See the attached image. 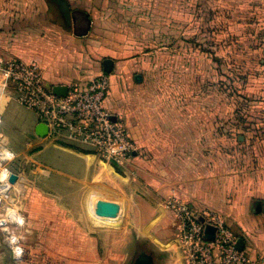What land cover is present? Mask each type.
<instances>
[{
    "label": "crops",
    "instance_id": "crops-1",
    "mask_svg": "<svg viewBox=\"0 0 264 264\" xmlns=\"http://www.w3.org/2000/svg\"><path fill=\"white\" fill-rule=\"evenodd\" d=\"M68 1H80L76 10L92 18L87 34L50 29L57 32L32 35L16 25L20 21L9 24L11 0H0V58L36 62L52 86L108 74L106 108L129 130L137 150L127 164L117 165L89 146L39 135L38 115L19 102L13 85L4 86L0 71V144L18 162L9 192H18L15 212L24 219L23 255L50 257L57 264H129L146 251L157 264H186L179 220L165 207L177 197L200 212L222 214L244 249L264 264V211L258 210L264 206V0H210L217 2L214 9L223 2L242 8L247 47L260 51L259 58L245 60L251 69L243 75V95L253 102L248 112L258 116L252 124L258 131L254 135L248 127V136H240L248 142L240 165L232 151V135L241 126L233 118V100L220 101L216 94L204 100L196 88L174 93L160 88L151 52L134 48L130 40L103 39L105 14L96 16L93 0ZM131 1L137 8L143 3L140 14H146L158 4L169 10L170 2L187 0ZM188 1L199 2L195 9L201 11L203 0ZM106 59L113 61L111 73L104 69ZM106 202L118 213L105 214ZM208 229L213 235L214 225Z\"/></svg>",
    "mask_w": 264,
    "mask_h": 264
},
{
    "label": "rangeland",
    "instance_id": "rangeland-1",
    "mask_svg": "<svg viewBox=\"0 0 264 264\" xmlns=\"http://www.w3.org/2000/svg\"><path fill=\"white\" fill-rule=\"evenodd\" d=\"M92 3L97 8L96 16L98 11L101 17L102 12L105 14L101 20L107 22L108 31L107 34H101L103 39L130 40L134 48L143 47L151 52L155 63L153 72L160 75L157 83L160 88L172 90L173 93L196 88L202 90L204 100L216 94L220 101H234L233 118L241 126L232 135L235 138L232 151L235 163L242 164L248 142L240 136H248L245 135V128L248 127L254 135L258 131L252 127L258 116L248 112L253 102L243 95L246 85L243 75L251 69L245 60L251 56L259 58L260 55L258 48L247 47L250 39L244 26L248 17L244 16L242 8L227 7L223 2L214 9L217 2L203 0L199 12L195 9H198L199 2L187 0L170 2L169 10L158 4L155 11L140 14L143 3H139L137 8L136 1L93 0ZM71 4L72 10H76L75 7L81 2L74 1ZM180 5L184 6L181 12L177 11ZM96 20L99 18L96 17ZM16 22L19 23L16 24L18 27L26 29L23 31L38 36L42 30L44 36H52L65 29L68 32L74 30L67 26L56 0H11L9 24L13 26ZM50 29L57 31L51 32ZM178 95L176 93L172 98H178ZM223 132L224 135L227 133L226 130ZM0 147L4 151H11L3 144ZM224 149L227 147L221 148ZM0 162V171L7 166L17 170L16 157L11 159L4 154ZM0 197L3 201V207L0 208V264H23L25 261L28 262L26 264H57L50 257L23 255L26 252L25 226L8 219L13 210H19L18 192L8 191L4 195L0 194ZM9 234H12L13 239ZM19 246L22 250L17 252Z\"/></svg>",
    "mask_w": 264,
    "mask_h": 264
},
{
    "label": "built area",
    "instance_id": "built-area-1",
    "mask_svg": "<svg viewBox=\"0 0 264 264\" xmlns=\"http://www.w3.org/2000/svg\"><path fill=\"white\" fill-rule=\"evenodd\" d=\"M0 71L4 86L13 85L19 102L35 111L40 122L47 125L48 136L89 146L117 165H125L133 159L136 142L129 130L113 119L105 105L111 91L108 74L103 73L84 84H72L66 96H59L47 86L39 64L34 61L1 57ZM6 154L8 158H15L12 151ZM4 173H7L6 179ZM13 173L9 166L1 169L0 190L10 186ZM1 202L2 198L0 205ZM165 207L179 220V241L186 264H263L253 259L247 250L238 248L239 239L222 214L200 212L177 197L167 200ZM209 224L215 227L213 235H207ZM19 250L20 246L17 252Z\"/></svg>",
    "mask_w": 264,
    "mask_h": 264
},
{
    "label": "water",
    "instance_id": "water-1",
    "mask_svg": "<svg viewBox=\"0 0 264 264\" xmlns=\"http://www.w3.org/2000/svg\"><path fill=\"white\" fill-rule=\"evenodd\" d=\"M62 15L65 17L68 27H73L74 33L77 35H85L89 32L92 24L91 17L82 11L72 10L71 4L68 0H56ZM104 69L106 72L111 73L113 70V61L111 59H106L104 61ZM140 79V75L137 76ZM52 89L53 93L59 96H66L68 93L67 85H47ZM39 135L45 136L48 133V127L45 123L39 125ZM18 176L13 173L10 177V183H15ZM264 211V206L258 208V210ZM102 210L105 214L115 215L118 213V207L110 202H106L102 205ZM209 229H207V235H209ZM239 249H244V242L242 239L238 240L237 244ZM129 264H157L154 256L151 253L143 251L140 255Z\"/></svg>",
    "mask_w": 264,
    "mask_h": 264
},
{
    "label": "bare ground",
    "instance_id": "bare-ground-1",
    "mask_svg": "<svg viewBox=\"0 0 264 264\" xmlns=\"http://www.w3.org/2000/svg\"><path fill=\"white\" fill-rule=\"evenodd\" d=\"M3 153H1V157H0V159L4 156V154H5V156H6V152L7 151H2ZM1 163L2 162H0V165H1ZM13 184H15V183H10V186H8L6 189H3V190H0V193H2V194H5V193H7L10 189H11V187H12V185ZM1 198V197H0ZM10 214H13L14 215V217L13 218H11V220H12V222H14L15 224H17V225H19V224H24V219H23V216H21V214H18L17 212H15V211H12ZM9 236L11 237V239H13L12 238V234H9ZM15 237H17V236H15ZM15 239V238H14ZM22 249H21V247H20V250H19V252L21 251Z\"/></svg>",
    "mask_w": 264,
    "mask_h": 264
},
{
    "label": "clouds",
    "instance_id": "clouds-1",
    "mask_svg": "<svg viewBox=\"0 0 264 264\" xmlns=\"http://www.w3.org/2000/svg\"><path fill=\"white\" fill-rule=\"evenodd\" d=\"M7 155V154H6ZM4 178L6 179L7 178V173H4Z\"/></svg>",
    "mask_w": 264,
    "mask_h": 264
}]
</instances>
